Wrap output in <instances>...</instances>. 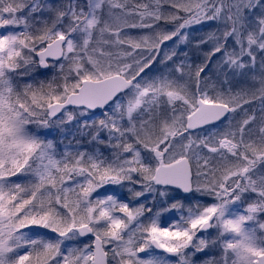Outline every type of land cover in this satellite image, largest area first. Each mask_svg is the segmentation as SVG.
<instances>
[{
  "label": "snow or ice",
  "instance_id": "obj_1",
  "mask_svg": "<svg viewBox=\"0 0 264 264\" xmlns=\"http://www.w3.org/2000/svg\"><path fill=\"white\" fill-rule=\"evenodd\" d=\"M0 264H264V0H0Z\"/></svg>",
  "mask_w": 264,
  "mask_h": 264
}]
</instances>
